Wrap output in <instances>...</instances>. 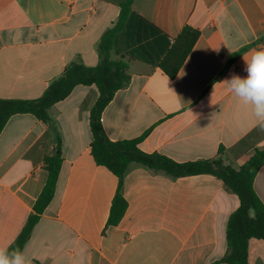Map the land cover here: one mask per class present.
<instances>
[{
	"label": "crops",
	"instance_id": "obj_1",
	"mask_svg": "<svg viewBox=\"0 0 264 264\" xmlns=\"http://www.w3.org/2000/svg\"><path fill=\"white\" fill-rule=\"evenodd\" d=\"M124 0H0V99L35 100L67 65L98 63L97 44ZM111 59L128 64L129 82L101 113L109 140L141 138L138 148L177 163L221 160L238 169L264 150L251 106L228 91L233 75L264 49V0H132ZM154 26L152 32L139 19ZM199 36L176 76L159 68L183 28ZM236 57L216 81L226 63ZM93 86H77L44 124L14 115L0 133V247L15 240L41 193L43 160L60 139L54 195L22 253L28 264H224L226 224L236 195L208 174L172 178L128 165L127 208L107 225L117 179L90 153ZM264 204V166L253 181ZM248 264H264V241H248Z\"/></svg>",
	"mask_w": 264,
	"mask_h": 264
},
{
	"label": "trees",
	"instance_id": "obj_2",
	"mask_svg": "<svg viewBox=\"0 0 264 264\" xmlns=\"http://www.w3.org/2000/svg\"><path fill=\"white\" fill-rule=\"evenodd\" d=\"M131 2L132 0H124L121 3L116 22L100 37L97 44L98 63L95 67H86L79 59H76L67 65L59 77L49 83L38 99H0V133L14 115L30 114L38 121L49 124L52 106L66 99L77 86H93L98 96L90 110V153L97 165L108 169L117 179L107 225L118 224L126 211L127 204L121 190L124 174L131 163L154 172H162L172 178L212 175L221 180L239 201L238 208L229 216L226 224L227 252L221 259V263L248 264V241L252 238L264 241V204L253 190L254 178L258 170L264 166V150H255L252 157L238 169L225 165L219 159L177 163L164 155L139 150L138 143L141 138L113 142L103 131L100 120L102 111L115 93L126 87L129 82L128 64L122 58L112 60L111 52L116 37L126 26L130 15H133L130 11ZM138 19L153 33L159 32L154 26ZM198 36L197 30L186 26L171 47L165 53L163 52L158 68L168 78L173 79L176 76ZM235 58H231L226 63L216 77V81L223 77ZM61 163L60 139L56 136V148L53 155L43 160L47 173L44 187L24 226L8 247L9 251L19 248L22 252L34 226L53 198Z\"/></svg>",
	"mask_w": 264,
	"mask_h": 264
},
{
	"label": "clouds",
	"instance_id": "obj_3",
	"mask_svg": "<svg viewBox=\"0 0 264 264\" xmlns=\"http://www.w3.org/2000/svg\"><path fill=\"white\" fill-rule=\"evenodd\" d=\"M247 76L233 75L227 83L228 91L245 105L251 106L252 113L261 128H264V49L254 51L250 60H245ZM0 264H28L19 248L9 251L0 247Z\"/></svg>",
	"mask_w": 264,
	"mask_h": 264
}]
</instances>
